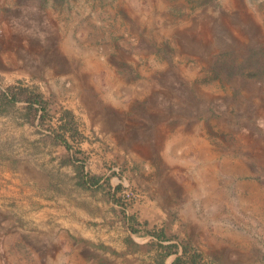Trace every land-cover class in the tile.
Wrapping results in <instances>:
<instances>
[{
  "label": "rangeland",
  "instance_id": "374dc122",
  "mask_svg": "<svg viewBox=\"0 0 264 264\" xmlns=\"http://www.w3.org/2000/svg\"><path fill=\"white\" fill-rule=\"evenodd\" d=\"M253 48L264 0H0V264H264Z\"/></svg>",
  "mask_w": 264,
  "mask_h": 264
},
{
  "label": "trees",
  "instance_id": "16d2710c",
  "mask_svg": "<svg viewBox=\"0 0 264 264\" xmlns=\"http://www.w3.org/2000/svg\"><path fill=\"white\" fill-rule=\"evenodd\" d=\"M245 63H248L251 68H253L256 72H264V50L259 48H253L252 54L249 56V58L245 61ZM241 65V64H240ZM239 65V66H240ZM26 90L24 88L20 89V93L25 92ZM19 94L17 88L13 86H8L5 90L0 92V96L2 97L3 101H6L7 103L14 102L19 99L17 96ZM25 102L28 103L27 108L28 110H33V112H36L40 110L42 113L40 114V118L43 117V113L45 111V101L42 98L41 94L36 93H29L25 97ZM34 104H37L38 107H34ZM133 231L135 229H132ZM160 247L166 249L167 251L164 253V256H168L172 254L174 251L172 250L173 245L167 244V245H161ZM199 260V255H188L187 250L184 248L182 253L178 256H176L172 264H197Z\"/></svg>",
  "mask_w": 264,
  "mask_h": 264
}]
</instances>
